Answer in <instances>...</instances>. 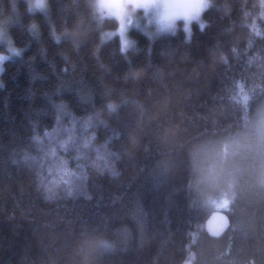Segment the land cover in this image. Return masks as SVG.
<instances>
[{"label": "trees", "instance_id": "16d2710c", "mask_svg": "<svg viewBox=\"0 0 264 264\" xmlns=\"http://www.w3.org/2000/svg\"><path fill=\"white\" fill-rule=\"evenodd\" d=\"M16 3L0 0L23 49L0 73V264H264V187L235 191L211 238L196 163L264 104V35L246 23L257 0H214L187 40L132 30L127 54L117 35L101 42L116 22L98 26L88 0ZM53 24L69 29L59 42Z\"/></svg>", "mask_w": 264, "mask_h": 264}, {"label": "clouds", "instance_id": "9594fccd", "mask_svg": "<svg viewBox=\"0 0 264 264\" xmlns=\"http://www.w3.org/2000/svg\"><path fill=\"white\" fill-rule=\"evenodd\" d=\"M214 0H88L91 9V15L97 22V25H103L105 20H114L115 27L103 28L100 31L101 42L109 40L119 35V48L122 53L127 54L128 50L137 51V41L129 35L131 27H136L144 32L150 38L161 32H170L175 34L178 29L182 28L189 39L192 32V23L195 22L203 29L207 20L203 18V12L212 5ZM260 10L251 14V20L246 21L250 32L255 35H264L258 23V17L264 19V0H257ZM25 9L28 13L34 14L37 11L47 14L50 7V0H24ZM13 10L17 9L16 0H13ZM250 10H245L244 15L247 17ZM141 17H144L143 24ZM149 25L152 27L149 28ZM30 32L34 35L39 34V25L33 18L27 25ZM69 29L64 28L57 31L55 25H52L51 35L53 39L59 42L62 36ZM251 40H249V43ZM0 73L4 71V62L14 55H20L22 47L15 44L8 29L0 25ZM223 59H227L224 53H221ZM3 86V80L0 79V87ZM248 99L247 93L244 94L243 100ZM106 107L109 111H114L118 107L115 100H108ZM256 129L258 134L264 135V110L258 114L256 120Z\"/></svg>", "mask_w": 264, "mask_h": 264}, {"label": "rangeland", "instance_id": "374dc122", "mask_svg": "<svg viewBox=\"0 0 264 264\" xmlns=\"http://www.w3.org/2000/svg\"><path fill=\"white\" fill-rule=\"evenodd\" d=\"M144 19L141 17L142 24ZM151 27L149 25V28ZM132 30L140 31L136 27H131L130 36H132L130 33ZM178 30L185 33L182 28ZM162 33L168 32L159 34ZM117 37L119 39L118 34ZM261 110H264V104L260 107L258 114ZM258 114L254 119L248 120L235 134L206 144L197 151L196 163L200 173L197 183L205 185L204 188L210 187L211 192L208 193L214 210L225 208L235 191L238 194L247 193L249 181L253 180L264 187V135L258 134L256 129ZM58 136L48 145L53 144ZM243 180L248 181L243 182ZM259 189L264 190V188Z\"/></svg>", "mask_w": 264, "mask_h": 264}, {"label": "water", "instance_id": "95a60500", "mask_svg": "<svg viewBox=\"0 0 264 264\" xmlns=\"http://www.w3.org/2000/svg\"><path fill=\"white\" fill-rule=\"evenodd\" d=\"M204 231L211 238L221 237L230 227L228 214L223 210H212L203 224Z\"/></svg>", "mask_w": 264, "mask_h": 264}]
</instances>
